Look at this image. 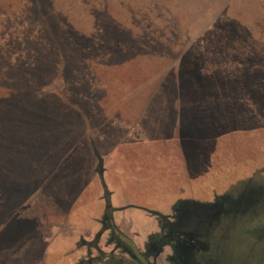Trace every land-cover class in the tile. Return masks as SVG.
I'll return each mask as SVG.
<instances>
[{"label": "rangeland", "instance_id": "1", "mask_svg": "<svg viewBox=\"0 0 264 264\" xmlns=\"http://www.w3.org/2000/svg\"><path fill=\"white\" fill-rule=\"evenodd\" d=\"M173 104L190 163L221 144L178 202ZM13 232L40 264H264V0H0V264Z\"/></svg>", "mask_w": 264, "mask_h": 264}, {"label": "crops", "instance_id": "2", "mask_svg": "<svg viewBox=\"0 0 264 264\" xmlns=\"http://www.w3.org/2000/svg\"><path fill=\"white\" fill-rule=\"evenodd\" d=\"M163 109L164 110L160 112V115L161 116L163 115V117L160 119V125H161L160 126L161 127L160 137L154 139V141L156 140L154 145L157 147L159 146L160 151H162V148L167 150V154L170 155V162L172 165L174 164L175 166V171L169 170V174H171L170 178H168L166 173L165 175L163 174L161 175L160 174L162 172L161 171L158 174L159 179L157 181L162 180V183L167 184V186H172L173 189H175V184L180 185L176 191H173L174 192V196L172 197L173 202H176V201L178 202L180 200L188 199V196H190V198L193 199L191 194L195 195V193L192 190H190L192 189V186H193L192 180L199 176L202 179L205 178V174L212 173L213 169L217 171L216 161L217 160L220 161V157H221V154H219V151H218L220 148L218 147H221V144H218L217 142L214 144H208L209 147H207V151L201 145H200L201 148H199L200 150H198L197 152L194 151V149L191 147L190 148V157H191V163H192L191 164L188 160V155L182 154V152L184 153V149L190 146L186 142L187 141L191 142V141H189L188 139H184L186 141L184 142L182 138L175 136V130H177L178 128L180 129L181 126L183 127V129H185V126L188 123L186 122L180 123L181 119L179 117L180 115L179 108H176L175 105L172 107L171 106L164 107ZM171 115H175V121L173 123H170V125L173 124V129L171 131H166L164 126L169 124L168 118ZM146 143L148 144V142ZM146 143L145 145H147ZM145 145L141 144L139 141H135L131 143H122L120 145L114 146L111 153L107 156V161H106L107 165H104L103 167L104 172L106 171L105 173L109 174L108 167L110 165V162L115 160V157H119V155L123 157L124 164H126L127 167H130L133 169H136V168L141 169V162L138 161V154H140L139 149L146 148ZM204 146H206L205 143H204ZM165 159L166 158H164L163 160ZM161 168H163L164 170L165 168H167V166L162 164ZM180 170L183 171V174H189V175L197 174V175L188 176L189 182H187L186 180L185 183H181L180 179H176L177 177H180ZM181 184L184 186H182ZM185 186H189L190 188H187ZM181 187H185V188L181 190L180 189ZM17 191H19V189ZM84 192L85 191L81 192L80 196L76 198V200L72 204L71 210L77 204L80 203V200ZM189 193L190 195H188ZM16 194H20V193H13V195H16ZM176 197L177 199L175 201ZM119 206L120 204L114 205L113 207L119 208ZM114 219H115V224L119 227V229H121L125 234L129 235V233L123 229L124 228L123 225H126V224L119 222L121 221V219H119L116 216V213H114ZM97 237L98 238H94V241L89 243L90 246L95 245V239H96V245L98 244V241L100 240L98 233H97ZM130 237H132V234L130 235ZM34 242L35 241H33V243ZM36 243L37 244L35 246L30 247L28 246L29 243L27 241H23L21 238L16 237L13 232V264H40L41 263L40 261H42L45 258L44 250L46 248V244L42 242V240H38L36 241ZM34 259H37L38 261L34 263ZM78 264H82V262L80 261Z\"/></svg>", "mask_w": 264, "mask_h": 264}, {"label": "flooded vegetation", "instance_id": "3", "mask_svg": "<svg viewBox=\"0 0 264 264\" xmlns=\"http://www.w3.org/2000/svg\"><path fill=\"white\" fill-rule=\"evenodd\" d=\"M182 227V225H176L175 226V230H177V232H179V228H181ZM202 235V236H201ZM203 235H205V234H198L197 236H200V237H203ZM179 242H181L180 240H178ZM190 242H189V245L192 247V248H194V249H196V250H198L197 248H196V246H194L195 244H192V241L193 240H189ZM198 241L196 240V241H194V243H197Z\"/></svg>", "mask_w": 264, "mask_h": 264}, {"label": "trees", "instance_id": "4", "mask_svg": "<svg viewBox=\"0 0 264 264\" xmlns=\"http://www.w3.org/2000/svg\"><path fill=\"white\" fill-rule=\"evenodd\" d=\"M131 89H132V88H131ZM114 229H115V228H113V230H114ZM115 232H117L116 229H115Z\"/></svg>", "mask_w": 264, "mask_h": 264}]
</instances>
